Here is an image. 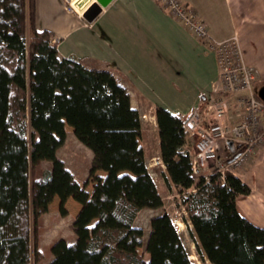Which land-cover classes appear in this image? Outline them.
<instances>
[{"label":"trees","instance_id":"1","mask_svg":"<svg viewBox=\"0 0 264 264\" xmlns=\"http://www.w3.org/2000/svg\"><path fill=\"white\" fill-rule=\"evenodd\" d=\"M53 38L38 25L37 0H0V264L43 260V215L55 195L63 215L70 197L82 207L71 224L76 238L57 239L49 264H196L168 212L151 219L147 240L136 224L143 208L164 199L129 90L111 70L61 56ZM155 117L165 178L182 198L203 263L264 264V227L237 207L249 184L232 171L224 180L217 172L196 176L181 116L157 105ZM68 125L94 153L83 184L58 155ZM232 147V155L240 149Z\"/></svg>","mask_w":264,"mask_h":264},{"label":"crops","instance_id":"2","mask_svg":"<svg viewBox=\"0 0 264 264\" xmlns=\"http://www.w3.org/2000/svg\"><path fill=\"white\" fill-rule=\"evenodd\" d=\"M185 1L208 23L212 38L238 37L245 62L258 72L255 87L260 95L264 91V0ZM66 3L67 0H37L38 25L54 31L53 39L61 56H74L90 68L111 70L129 90L133 107L141 114L151 113L156 129L157 105L180 116L198 107L208 115V120H215L214 111L208 109L207 104L219 80L217 54L173 18L160 0H112L92 22L82 13L70 10ZM223 121L232 123L234 119L228 115ZM67 139L58 150L59 157ZM190 145L194 147L193 137ZM227 145L231 150L230 144ZM89 151V158L93 159L94 153ZM158 156L163 167L161 171L165 172L160 150ZM231 156L230 152L220 158L225 161ZM63 160L70 169L67 160ZM45 163V167H50L51 164L46 166ZM215 167L206 168L201 174H212L216 172ZM98 173L107 174L105 170ZM237 173L251 187L249 193L237 197V207L245 217L264 227V147ZM74 175L82 184L87 180L83 182ZM93 188L91 180L87 189L92 192ZM60 201V196L55 195L49 211L43 215L44 232L47 220L57 211L61 219H69L72 224L82 207L70 197L66 202L68 213L63 215ZM150 231L145 228L146 240ZM62 237L72 242L76 235L70 228L69 236L62 234L59 238ZM149 256L146 252V257Z\"/></svg>","mask_w":264,"mask_h":264},{"label":"built area","instance_id":"3","mask_svg":"<svg viewBox=\"0 0 264 264\" xmlns=\"http://www.w3.org/2000/svg\"><path fill=\"white\" fill-rule=\"evenodd\" d=\"M160 1L173 18L217 54L219 80L207 104L208 109L214 111L215 120H208V115L198 107L181 118L195 140L194 174L198 176L204 169L216 165L215 171L224 180L228 171L238 172L246 168L264 147V99L255 87L258 72L245 62L237 36L214 39L209 34L208 23L194 6L185 0ZM67 3L70 10L82 13L71 0ZM228 115L234 119L232 123L223 121ZM223 140L230 147L232 143L242 149L232 161L220 158V142Z\"/></svg>","mask_w":264,"mask_h":264},{"label":"rangeland","instance_id":"4","mask_svg":"<svg viewBox=\"0 0 264 264\" xmlns=\"http://www.w3.org/2000/svg\"><path fill=\"white\" fill-rule=\"evenodd\" d=\"M68 7V3H66ZM146 115V117L144 116ZM143 120V134L141 136L140 142L143 144L146 151L147 164L151 170L153 177L157 180L159 187L161 189L164 204L158 208H146L138 216L137 224L145 226L146 229H151V219L163 212H168L177 226L179 227L184 243L188 247L191 258L196 262V264H204L201 258L197 254V245L194 238L191 235L192 224L189 221H185L188 218L187 212L185 210L182 198L174 188L173 185L169 184L165 178V172H162L161 163L159 162V146H158V127L156 129L155 123L151 118V113L141 114ZM29 132L32 130L29 124ZM68 139L66 144L61 149V158L66 159L70 169L73 173L78 175L81 181H85L88 176L89 168L92 164V159L90 156V148L82 143L75 135L72 127L68 125ZM160 142V140H159ZM195 142V140H194ZM221 148L219 149V154L225 156L226 153H230L231 150L224 140L220 142ZM194 149V148H193ZM46 166L51 163L46 161ZM215 173V172H213ZM47 230L43 233V239L40 243V247L44 252V258L41 261H33L32 264H49L53 255L51 252L52 244L59 239V237L64 234L67 237L70 234V221L69 219H61L60 213L57 211L55 216L47 220ZM60 230V234H59ZM144 250V249H143ZM146 255V252H145ZM210 264V263H209Z\"/></svg>","mask_w":264,"mask_h":264},{"label":"water","instance_id":"5","mask_svg":"<svg viewBox=\"0 0 264 264\" xmlns=\"http://www.w3.org/2000/svg\"><path fill=\"white\" fill-rule=\"evenodd\" d=\"M111 1L112 0H89L82 6V15L87 21L92 22L102 12L103 8L111 3ZM260 96L264 99V91L260 93ZM232 146L233 144L231 143V147ZM241 151L242 149H239L233 156L229 158V161H232L234 158H236L241 153Z\"/></svg>","mask_w":264,"mask_h":264},{"label":"bare ground","instance_id":"6","mask_svg":"<svg viewBox=\"0 0 264 264\" xmlns=\"http://www.w3.org/2000/svg\"><path fill=\"white\" fill-rule=\"evenodd\" d=\"M89 0H72V3L74 4V6L79 9L80 11H82V6L83 4L87 3Z\"/></svg>","mask_w":264,"mask_h":264}]
</instances>
